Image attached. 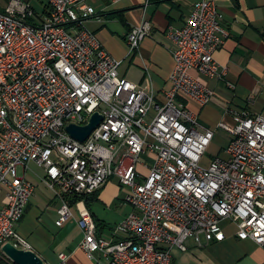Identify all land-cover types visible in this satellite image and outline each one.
I'll use <instances>...</instances> for the list:
<instances>
[{"label":"built area","instance_id":"2783aa9c","mask_svg":"<svg viewBox=\"0 0 264 264\" xmlns=\"http://www.w3.org/2000/svg\"><path fill=\"white\" fill-rule=\"evenodd\" d=\"M87 1L42 0L44 15L26 0L0 5V257L7 244L32 250L17 231L36 191L26 177L32 163L62 202L56 225L78 210L80 248L93 264H175L174 248L223 241L225 223L240 240L264 246V116L230 109L234 124L214 129L189 107L204 108L215 95L198 76L228 77L215 59L229 37L217 1L195 2L185 25L170 29L175 67L161 100L123 77L122 62L84 28L95 15ZM152 29L147 20L133 28L130 54ZM96 113L102 121L85 142L69 135L67 126H86ZM218 129L228 143L205 168ZM112 179L127 187L133 212L108 240L85 201L70 205L67 197ZM58 258L69 264L65 253Z\"/></svg>","mask_w":264,"mask_h":264},{"label":"crops","instance_id":"0c3cea01","mask_svg":"<svg viewBox=\"0 0 264 264\" xmlns=\"http://www.w3.org/2000/svg\"><path fill=\"white\" fill-rule=\"evenodd\" d=\"M197 1L121 0L113 4L109 0H88L86 5L93 9L95 15L83 19L84 28L96 34L105 49L122 62L120 74L123 77L161 100L171 85L170 77L175 67L170 29L185 25ZM216 1L224 15L223 24L229 37L215 52V59L221 66L228 67V77L226 80H209L198 76L202 83L214 90L215 95L204 108L189 102V107L198 113L200 121L214 129L221 122L234 124L230 109L264 116V0ZM43 7L41 4L39 13L44 15L46 10ZM146 20L151 22L152 32L130 54L127 36ZM123 65L125 67L122 68ZM227 82L234 84L235 88H229ZM31 165L26 177L34 184L37 193L35 191L17 226L18 233L30 243L32 251L45 264H58L60 253L67 255L69 264H93L80 248L83 233L78 224V210L63 226H57V210L62 202L54 191L39 193L45 172L36 164ZM120 188L118 180L112 179L97 191L98 201L92 206V214L100 223L102 220L108 225L96 208L101 203L121 197ZM5 201V192L0 191V209ZM225 224L223 241H203L201 245L194 240L187 241L186 252L174 248L175 264H264V246L252 240H240L236 235L237 227L228 231ZM0 264L14 263L3 256L0 257Z\"/></svg>","mask_w":264,"mask_h":264},{"label":"rangeland","instance_id":"374dc122","mask_svg":"<svg viewBox=\"0 0 264 264\" xmlns=\"http://www.w3.org/2000/svg\"><path fill=\"white\" fill-rule=\"evenodd\" d=\"M7 1L8 0H0V5L3 6ZM26 1L30 2V4L34 8H36V10L38 12L40 11L42 0H26ZM123 67H125V65H123L122 68ZM227 141H228V133L227 132H225L224 130H219L218 132H216L215 138L212 141L211 145L208 147L201 165L203 167L207 168L210 166V163H211L213 158L217 157L218 155L222 156L223 155L222 152H223L224 146L227 143ZM142 159H144L142 161L147 160L150 163H152V161L154 162V158L150 159L148 157V159H147V158H144V156H143ZM31 166H33V165H31ZM18 173H19V175H23L22 168L18 169ZM29 177L31 178V176H29ZM45 185L46 184L44 182L40 183V187L38 188L39 193L44 192L45 190L49 193H51V192L53 193V191L47 185L46 186ZM120 189H121V191H120L121 197L114 198V200L112 202H109V203L106 202V204L101 203V206H98L96 208V211L101 216V219L106 220V222H108L107 227L104 228V230H105L104 237L108 240L112 239V235L115 232V230L117 229L118 225L121 222H123L130 215L128 213L132 210V207L129 204H127L123 200L121 201V199L125 198V196L128 193L127 187L124 186V187H121ZM36 193H37V190H36ZM73 213L77 214L76 208L73 209ZM225 227L227 228L228 231L235 230V228H236L235 225H233V224H231V225L225 224ZM117 238H121L120 235H117ZM202 240H205L204 237L202 238ZM188 241H191V239H189Z\"/></svg>","mask_w":264,"mask_h":264},{"label":"water","instance_id":"95a60500","mask_svg":"<svg viewBox=\"0 0 264 264\" xmlns=\"http://www.w3.org/2000/svg\"><path fill=\"white\" fill-rule=\"evenodd\" d=\"M101 121L102 116L96 113L92 116L88 125L79 126L70 124L67 126V131L73 139L79 142H85L90 137L92 132L100 125ZM3 251L14 264H45L44 260L32 250H19L13 245L7 244L3 248Z\"/></svg>","mask_w":264,"mask_h":264},{"label":"trees","instance_id":"16d2710c","mask_svg":"<svg viewBox=\"0 0 264 264\" xmlns=\"http://www.w3.org/2000/svg\"><path fill=\"white\" fill-rule=\"evenodd\" d=\"M98 196H99V192H95L93 194L85 195V196L67 197V199H68L70 205H75L79 201H85L86 206L88 207V209L92 213V206H93L94 203H96L98 201ZM93 218H94V220L96 222L99 235H103L104 228L107 227L106 226L107 224H105V222L102 221V220H101V223H100L99 220L96 219L94 215H93Z\"/></svg>","mask_w":264,"mask_h":264},{"label":"bare ground","instance_id":"6f19581e","mask_svg":"<svg viewBox=\"0 0 264 264\" xmlns=\"http://www.w3.org/2000/svg\"><path fill=\"white\" fill-rule=\"evenodd\" d=\"M19 250H25L26 251V249H19Z\"/></svg>","mask_w":264,"mask_h":264}]
</instances>
